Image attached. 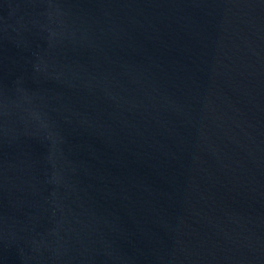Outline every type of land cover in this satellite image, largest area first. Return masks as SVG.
Returning a JSON list of instances; mask_svg holds the SVG:
<instances>
[{
    "label": "water",
    "instance_id": "95a60500",
    "mask_svg": "<svg viewBox=\"0 0 264 264\" xmlns=\"http://www.w3.org/2000/svg\"><path fill=\"white\" fill-rule=\"evenodd\" d=\"M0 264H264V0H0Z\"/></svg>",
    "mask_w": 264,
    "mask_h": 264
}]
</instances>
